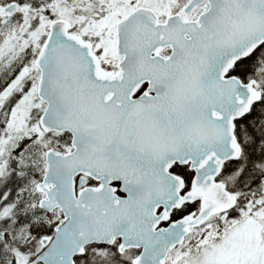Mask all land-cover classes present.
Returning <instances> with one entry per match:
<instances>
[{
  "label": "snow or ice",
  "instance_id": "snow-or-ice-1",
  "mask_svg": "<svg viewBox=\"0 0 264 264\" xmlns=\"http://www.w3.org/2000/svg\"><path fill=\"white\" fill-rule=\"evenodd\" d=\"M0 264H264V0H0Z\"/></svg>",
  "mask_w": 264,
  "mask_h": 264
}]
</instances>
